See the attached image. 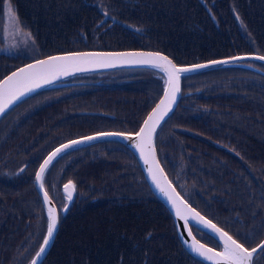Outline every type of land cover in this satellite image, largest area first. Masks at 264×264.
Here are the masks:
<instances>
[{
    "label": "trees",
    "instance_id": "16d2710c",
    "mask_svg": "<svg viewBox=\"0 0 264 264\" xmlns=\"http://www.w3.org/2000/svg\"><path fill=\"white\" fill-rule=\"evenodd\" d=\"M5 1L6 0H0V11L3 10ZM9 1L10 3L15 1L18 14L22 15L25 20L33 17L31 26L24 28L32 33L35 40L39 42L42 52L45 55L79 50L78 48L81 46L95 47V49H85L90 51L154 49L168 55L176 64L185 66L198 64V62L223 59L228 56L233 57V55L239 56L243 53L249 54L250 51L253 50V47L264 48V0H200L198 2L196 0H140L142 1L141 3H135L138 0H90L91 4L95 3L97 10H93L90 13L91 15L86 19L87 24L70 26V23L73 21V16L70 13L68 18L62 19V23L65 24L63 29H65L66 32L73 31L68 34L66 39L58 42L52 40L48 36L45 37V35H42L38 31V24H46L44 21L46 19L43 16L49 17L50 11L48 9L51 7L48 8V6H54L65 2L71 5L73 15L77 16L76 12L78 5L82 0ZM125 3L135 4L126 14H124L123 8L124 10H128L129 7H123ZM197 3H200V5ZM238 4L240 6L248 5L251 15L249 17L243 15ZM43 8L47 9V11L43 12ZM203 10H206L208 14L209 18L207 20H202L200 17H197V13ZM78 12L80 13V11ZM235 14H237V17ZM121 15L123 16L119 19ZM25 20L21 19V22ZM63 29H58L56 33H52L56 36ZM139 34L143 35V39L137 38ZM91 37L92 41L90 40ZM261 55H264V53L262 52ZM259 63L262 64L261 62ZM24 64L25 63L21 66ZM6 66V63L0 64V79L1 73L6 70ZM21 66L14 68L12 71ZM223 70L234 72L214 75L212 73L216 70L200 72L185 78L183 80V89H186L187 82L195 75H199L195 87L198 84L201 85L202 90H199L200 94H204L203 86L207 82L212 80H225L226 77L235 75L232 81L235 82L238 87L244 88L247 91L246 95L251 97L255 96L256 98L264 100L263 85L258 84L256 80L255 83L252 84L239 77L240 73L248 72L247 70L238 68H227ZM235 72L238 73V75ZM251 72L255 79L258 78L257 81L264 82L263 75L254 71H250V73ZM145 73L146 74L139 77H135L128 85L121 87L127 89L125 97L121 100V103L118 104L117 110L129 126L135 127L139 125L138 120L141 107L144 108L145 106L144 109H146L150 103L155 102L150 99V94L157 92L154 87L156 83H160L161 76L152 71H146ZM214 76L215 78L211 79ZM190 94L191 91L182 92V95ZM99 95L100 92L97 86H94L90 91L79 92L76 95L66 96L56 100L53 99L47 113L43 116V124L39 126V131L37 133L33 132V135L29 137L26 142L23 140V137L26 136H11L12 140H16V146L12 149L8 147V152L13 154L7 155L5 160L1 163L2 170L0 176L3 185L10 186V184L15 183V187L9 191L12 201L9 213L10 217L29 224H32L35 219L41 218L45 226L47 217L44 214L41 198L35 189V172L41 160L46 156V153L49 152L47 149L60 138L69 139L76 135L83 134L82 132L92 131L81 130L87 129L90 126L88 120L89 114L93 115V119L96 120L98 109L94 110V114H91V112L97 104ZM112 99L115 101L117 100L116 98ZM220 100L215 97L214 100L205 103L206 106L210 108V111L207 112L201 109L199 125L188 126L185 124V121H187L188 117H190L198 107L189 106L188 109L184 108L187 102L186 99L182 97L177 109L164 125L162 136L165 142H160L159 138H156L159 158L165 159L166 162L168 160L174 161V163L183 157L189 158L191 165L185 168L187 172L182 175L184 181L190 179L192 174H199L198 176H200L203 164H205L201 162V159L205 156L207 158L213 157V152L201 156L203 151L214 144L212 140L204 138L215 134L224 127L223 121L225 117H231L233 113L237 112L242 106L240 102L232 99ZM102 106L109 107L107 100H103V102L98 105V108ZM41 108L33 113H39ZM260 114L264 115V107H261ZM6 117L3 121L6 120ZM24 122L29 130L33 128L31 124V115ZM236 127H241L243 130L244 126ZM56 135H63V137H58ZM200 140H203V142L207 143L209 146L207 147L205 145V147H203L199 142ZM17 144H19V146H17ZM216 146L217 148L215 150H218L219 147L218 145ZM108 149L111 150L112 148ZM238 149L240 150H237V152H239L241 156L242 149ZM112 151L122 152L123 150L114 149ZM256 151H259L258 161L263 162L262 166H249L248 172L244 174L246 176L241 175L236 180L238 188L235 189V186L233 187V190H235V192L237 191L236 194L232 192L233 194L230 196L229 200L223 199L225 197L222 198L221 195H219V199L213 204L214 206L212 205L213 207L208 209L209 212L203 213L199 207L203 204L202 200H200L203 197L197 196L193 190L187 191L201 204L196 202L193 203L192 206L226 231L230 229L232 217L235 218L240 215H246L245 218L247 220L251 217L249 224L243 228L245 232H248L254 223L264 219V195H262L264 194V158L261 157V153L264 152V138L259 141L257 139L254 140L251 153ZM119 156L118 154L115 155L117 159L112 171L111 190L104 199L102 195L97 194L91 200L92 204H98L97 209L102 216L100 218L105 219V222H96V231L93 233L92 240L89 239L87 234L83 235L88 248L86 252L82 254L83 262L81 264H120L121 262L124 264H133L129 244L121 242L120 240L118 244L115 242V235L118 233L124 237V239L128 238L135 228H141L143 226L140 220L144 218L141 217L148 213L142 211L130 201L133 194H135V183L125 188H120L118 185L119 181L123 178L127 179L131 175L136 178L137 172L140 174L139 169L141 167L138 161L136 158H132L136 163L134 165L129 158ZM229 156L232 157V154ZM87 159V156L74 158V160L66 166L65 176L75 173L78 179H81L83 173L82 163L83 161L85 162V167ZM23 169L26 171V174L23 175L24 178L19 179L18 182L14 181L22 176L23 172L20 171ZM49 176L50 174L48 177ZM4 178L10 181L5 183L6 181L3 180ZM199 182L201 185L205 186V188H209V182L206 178L202 177ZM219 182L220 180L217 183ZM172 183L179 192H182L184 185H181V188H179L177 183ZM60 185H62V183H60ZM46 187L51 189L52 185H46ZM199 189L200 191H204L203 196L212 202L214 198H212L210 191L202 190V188ZM226 190L230 189L228 187L224 189L223 186L221 192H225ZM238 190H240L241 193ZM229 194H231V191H229L227 196ZM31 198H34L35 201H32ZM256 198L259 199V201L256 203V208L252 213L253 207L250 209L249 207L251 204H254L253 202ZM223 201L225 205L223 204L220 211H216V207H220ZM76 205L78 206L77 201ZM80 208L81 206L79 209ZM138 213L142 214L139 216ZM109 217L111 218L110 221ZM98 218L99 217H96V219ZM67 219L65 215L61 217V224L63 225L53 247H55L61 237ZM84 220V218L76 220V217H74L72 221L69 220V225H67L64 235L72 239L74 227L76 232L80 233L79 237H81L82 229H80V224ZM155 225L156 224H154V226ZM148 231L154 233L152 228L148 229ZM174 234L177 239L176 247L181 248L183 245L178 240L175 231ZM233 235L240 243H243L245 247L249 248L255 247L261 241L259 239L258 242L252 245L251 243L241 241V238L235 233H233ZM86 237L88 238L86 239ZM261 238H264V233L261 234ZM209 241L215 243L211 238H209ZM133 245L137 247L135 242ZM68 249H71V247L69 246ZM181 252L188 254L185 249H182ZM188 256L197 264H205L196 260L189 254ZM261 256L262 255H260V257ZM169 258L173 260L174 264H179L177 255H171ZM167 259L168 258L165 260ZM70 263L71 261L68 260V257L64 260H60L58 256L55 254L53 256L51 252V255L44 264Z\"/></svg>",
    "mask_w": 264,
    "mask_h": 264
},
{
    "label": "rangeland",
    "instance_id": "374dc122",
    "mask_svg": "<svg viewBox=\"0 0 264 264\" xmlns=\"http://www.w3.org/2000/svg\"><path fill=\"white\" fill-rule=\"evenodd\" d=\"M196 1L198 2L200 0ZM141 2L142 1L138 0L135 3ZM9 3L10 1L6 0L3 6V10L0 11V64H7L6 70L4 72L2 71L3 73H1V78L5 77L7 74L12 72L14 68L21 66L25 62L43 58L44 56H46L45 54H39L41 53V49L37 41L33 37L32 33L28 29L24 28L31 26V24L33 23V17L25 20L22 15H19L14 1L11 2V6L16 19H10L7 12V5ZM197 4L200 5V3ZM134 5L135 4L125 3L123 7L128 6L129 9L124 10L123 8L124 14H126L131 8H133ZM238 6L243 15L247 17L251 15L248 5L240 6L238 4ZM45 8L42 9L43 12L47 11V9ZM48 8H50L48 9L50 11L49 17L43 16L46 19L44 20L46 24H38V31L42 35H45V37L48 36L52 40L57 42L66 39L68 37V34L73 31L72 30L66 32L65 29H63V27H65V24L62 23L63 18H68L71 13L73 16V21L72 23H70V26L86 25V19L89 18V16L91 15L90 13L93 10H97L95 3L91 4L90 0H82L78 5L77 12L73 10L77 13V16L73 15L71 11V5L65 2L56 4L54 6H48ZM78 11H80V13ZM236 15L237 14H235V16ZM122 16L123 15H121L119 19ZM197 17H200L202 20H207L209 18L206 10L197 13ZM21 19H24L25 21L20 22ZM108 20L111 21L110 19ZM58 29L63 30L56 36L53 35L52 32L56 33ZM29 33L30 36L28 35ZM142 37L143 35L141 34L137 36L138 39H143ZM90 40L92 41V37L90 38ZM78 49H95V47L81 46ZM262 52L264 53V48L253 47V50L250 51L249 54L261 55ZM249 54L243 53L242 56ZM38 55L41 56L37 57ZM204 62H198V64ZM252 71L264 74V65L260 63H252ZM230 72L234 71H225L223 69H218L212 74H227ZM111 74H115V72ZM143 74L146 73L144 72ZM236 74L238 75V73ZM141 75H135V77H139ZM234 76L226 77V79L221 78L225 80H212L210 82H207L203 86L204 94H200L199 90H202L201 85L198 84L195 87L199 75H195L194 77H191V79L187 82L186 89H183V91H191L190 95H181L183 98L186 99L187 102L184 108L188 109L189 106L198 107L196 111L192 113L190 117H188L187 121H185V124L188 126L199 125L201 119L200 110L203 109L207 112L210 111V108L207 107L205 103H209L210 101L214 100L215 97L219 100L232 99L242 104L239 110L237 112H234L231 117H225L223 121L224 127H222L215 134L206 136L204 138L212 140L214 144L211 145L205 151H203L201 156L204 154H211L213 152V157L207 158L205 156L203 159H201V162L205 163L203 164L201 175L198 176L199 174H192V177L190 179L184 181L182 175L183 173L187 172L185 168L191 165L189 158L183 157L182 159L177 160L175 163L174 161L169 160L167 161V163L165 159L161 158L162 164L165 166L166 172L172 182L177 183L179 188H181V185H184V189L182 191L186 192L189 190H193L197 196L203 197L202 199H200L203 202L202 205L196 198L190 195V198L188 199L192 203L198 202L201 205L199 207L201 208L203 213L209 212L208 209L214 206L213 204L215 201H217V199H219V195H221L222 198L225 197L223 199L229 200L230 196L235 192V190H233V187L235 186V189L238 188L236 180L239 178V176H246L244 174L248 172L249 166L261 167L263 163L262 161H258L259 151L251 153V148L255 139L259 141L264 138V115L260 114L261 107H264V100H262L261 98H256L255 96L251 97L249 95H246L247 91L244 88L238 87V85L232 81ZM239 77L245 81L251 82L252 84H254L256 80L258 84L264 86V82L257 81L258 78L255 79L252 72L250 73V71L240 73ZM214 78L215 76L211 79ZM95 80L106 82L112 81V84L104 85L98 82H91L90 84H87L88 86L84 87L66 89L65 86H55L45 91L41 90L32 97L26 99V101H24L20 106H16V109L13 108V111H8L6 117V126L10 127L12 125L13 127L11 129V133L15 136H20L26 131L27 128L26 123L24 121L31 115V124L33 128L26 132V137H24V140H27L33 135V132L37 133L39 131V126L43 124V116L47 113L51 105V101L53 99L76 95L79 92L82 93L90 91L96 85L100 92V95L97 104L95 105L91 114H94V110L98 109L96 113L97 118L96 120H94L93 115L89 114L88 120L90 126L87 129L81 131L92 130L91 132H89L92 133L98 130L109 129L107 125H105V123L110 122L113 119L118 120L115 116L111 114V112L117 111L118 104H120L121 100L125 97V92L127 89L121 87L128 85L129 82H124L122 79H102L101 74L97 75ZM160 83H156V85L154 84V89L157 92H153L150 94V99L154 101L160 99L163 93V80H161ZM112 98H116L117 100L115 101ZM103 100H107L109 105L108 109H110V113L106 110H104V112L101 111L102 108L107 106H102L98 108V105H100ZM39 108H41L39 113H33L34 111L39 110ZM144 108L141 107L142 111ZM119 117L123 118L121 114H119ZM141 119V112H139V125ZM119 123L120 126L116 128L124 126L132 127L129 126V124L124 120H121V122ZM139 125L135 126L134 131H136ZM236 126L244 127L242 130L241 127ZM163 131L164 130H162L157 136L160 142L164 141L162 136ZM56 136L63 137V135ZM72 139L75 138H70L69 140ZM10 140V148H15L16 140L12 141V138ZM203 140L199 141L201 145L203 147H205V145L208 147L209 145L207 143H204ZM60 141L62 140H58V142ZM216 145H218L219 147L218 150H215L217 148ZM1 148L5 153L8 152L7 142L2 144ZM50 148L51 146L47 150L49 151ZM238 148L242 149L241 156L239 155V152H237V150H240ZM81 149H84L85 153H87L84 156L88 157L85 167V162L83 161L82 163L83 173L81 175V179H78L75 173H72L68 176L64 175L61 169L64 168L67 163L64 159H62L60 160L58 167L49 168L47 175L50 174V176L47 177L46 180V183L48 185H52L51 189L46 187L49 197L51 201H54V203L56 204H58V201H62V205L67 203L66 194L64 191L61 190L62 186H59L58 183H62L63 185V182L65 181H72L76 185L73 200L71 204H69L68 211L65 213V216L68 219L65 221L63 233L59 238L58 242L56 243L55 247H53V250L51 251L53 256L55 254L59 257L60 260H64L68 257V260L71 261L70 264H81L83 262L82 254L83 252H86L88 248L87 242L84 240L83 235L87 234L89 239L92 240L93 233L96 231V222H105V219L100 218L102 216L97 209L98 204H92L91 200L99 191H102V197L104 199L111 190L112 171L114 163L117 159L115 155L118 154L120 155L119 157H127L131 162L134 163V165L136 164L135 160L132 159L135 157L131 153V150L128 145H126V147L124 146L121 148V150H123L122 152L112 151L114 149L104 150L96 144L80 146L74 149L73 151H79ZM69 151L71 152L72 150ZM231 154L232 157L229 156ZM261 157L264 158V152L261 153ZM139 171L140 174H138L137 172L136 178H134L133 175L129 176V178L127 179L123 178L121 181H119L118 185L120 188H125L130 184L135 183V194H133L130 201L142 211L148 214H145L146 216L143 215L141 217L144 218L140 220L143 226L141 228H135L128 238L124 239V237L116 233L115 242L118 243V241L120 240L121 242L129 244L133 264H174L173 260L169 258L171 255H177L179 264H197L193 259L188 256L187 253L181 252L182 249H184L183 246H181V248L176 247L177 239L174 234V231L177 236L178 232L175 217L169 206L167 204H164L165 202L162 203L161 199H159L158 196L156 198V196L152 193V190L147 182L146 177L144 176V174H142L141 168L139 169ZM20 172H23L22 176L26 174V171H24V169ZM202 177L208 180L209 188H205V186L200 184L199 180ZM219 180L220 182L217 183ZM0 181V264H27L29 263L31 256L33 257V255L35 254V250L39 247V245H42L41 241L46 234L44 222H42V225H40L38 221L39 219H35L32 224H29L23 223L22 221L10 217L9 213L12 206V201L11 193L9 191L13 187H15V183H12L10 184V186H8L3 185L2 180ZM67 183L68 182H66V184ZM223 186L224 189L228 187L230 190L221 192ZM199 188H202V190L210 191L212 198H214L212 202H210L208 198L203 196L204 191H200ZM229 191H231V194L227 196ZM238 191L241 193L240 190ZM236 192L234 194H236ZM31 200L35 201L34 198H31ZM76 201L78 202V206L76 205ZM258 201L259 199L256 198L253 202L254 204L250 205L249 209L253 207L252 213L254 212L257 205L256 203ZM223 204L225 205L224 201L220 207H216V211H220ZM80 206L81 208L79 209ZM141 214L142 213H138L139 216ZM60 215L63 216L62 211ZM74 217H76V220L81 218L85 219L80 224V229H82V236L79 237L80 233H77L76 229L73 227V237L72 239H69L67 235H64V231H66V227L67 225H69V220H74ZM96 217L99 218L96 219ZM245 217L246 215H240L235 218L232 217L229 232H233L238 235L241 238V241L245 243H251L253 245L258 242L259 239L262 240L261 234L264 233V219H261L257 223H254L250 227L251 229H249L248 232H245L243 228L247 224H249L251 219L250 217L247 220ZM110 220L111 218L109 217V221ZM154 224H156V227L154 226ZM192 227L195 237L201 242H206L204 239V233L199 231V229L196 228L194 225H192ZM150 228L153 229L154 233L148 231V229ZM88 237H86V239ZM246 237H254V239L246 240ZM134 242L136 243L137 247H134ZM69 246L71 247V249H68ZM51 252L41 264H44L46 262L47 258L51 255ZM261 257L263 258L262 262L260 261ZM261 257L256 258L254 264H264V255H262ZM166 258L168 259L165 260ZM120 264L124 263L121 262Z\"/></svg>",
    "mask_w": 264,
    "mask_h": 264
},
{
    "label": "snow or ice",
    "instance_id": "6c2138e0",
    "mask_svg": "<svg viewBox=\"0 0 264 264\" xmlns=\"http://www.w3.org/2000/svg\"><path fill=\"white\" fill-rule=\"evenodd\" d=\"M9 18L15 20V14L11 3L7 5ZM18 23V21H17ZM30 36V33L28 34ZM258 60H264V56L254 57ZM239 59V58H236ZM116 63H132L138 65H146L155 69H159L165 74L166 87L163 91V99L153 109L147 119L143 121V126L135 135H126L124 138L131 141V146L139 150L140 157L144 164L147 165V171L151 177L152 183L167 198L175 210L177 218L184 221V226L188 228V235H191V228L188 227L189 218L195 220L198 224L202 223L204 227L209 228L218 235L222 241V251H213L212 248H205L204 245L194 242L189 247L199 256L212 261L213 264H253L254 257L264 255L260 250L264 249V241L255 247H245L228 232L217 227L216 224L205 218L194 209L190 208L179 194L172 187L171 183L164 176L163 170L160 168L156 159L154 137L156 130L161 121L172 111V106L176 103L177 94L180 92L181 74L193 71L192 68L178 67L167 56L155 52H119V53H100V52H82L66 56H51L48 59L38 60L36 63L28 64L26 67L20 68L13 72L10 76L0 82V115H2L16 101L43 87L51 84L60 76L70 75L74 72L86 71L89 66L113 67ZM213 63H228V61H213ZM207 65H197L196 68H204ZM101 136H119L121 133H101ZM88 141L97 139V137L89 136L85 138ZM82 140H73L70 144H64L55 149L43 161L39 168V172L35 176V181L40 189H44V176L46 170L52 164L53 160L63 151L83 143ZM76 185L69 181L64 185L67 204H63L61 211H68V204H71ZM43 200L46 204H51V199L47 191H44ZM59 217L57 211L53 207L47 209V227L46 237L42 240V245L36 253V259L31 264H38L46 248L49 246L50 240L57 229ZM254 239V237H246V240Z\"/></svg>",
    "mask_w": 264,
    "mask_h": 264
},
{
    "label": "water",
    "instance_id": "95a60500",
    "mask_svg": "<svg viewBox=\"0 0 264 264\" xmlns=\"http://www.w3.org/2000/svg\"><path fill=\"white\" fill-rule=\"evenodd\" d=\"M82 52H96V51H90V50H77V51H71V52H63V53H57V54H53V55H49V56H46V57H43V58H41V59H38V60H44V59H48L49 57H51V56H66V55H72V54H75V53H82ZM119 52H155V53H160L161 55H165V56H167L175 65H177L178 67H186V68H192V69H194L193 71H190V72H196V71H198V70H204L205 68H209V67H212V66H215V65H217V64H219V63H213V61H228V63H226V65H233V63H231V61H233V60H247V59H249V60H255V61H261V63L262 64H264V60H258V59H255L254 57H256V56H261V55H255V54H249V55H243V56H237V57H234V58H224V59H219V60H210V61H207V62H204V63H199V64H196V65H189V66H181V65H178V64H176L174 61H173V59L172 58H170L168 55H166V54H164L163 52H161V51H157V50H146V49H131V50H115V51H102V52H100V53H119ZM236 58H239V59H236ZM38 60H34V61H31V62H29V63H27V64H25L24 66H22V67H26L28 64H32V63H36ZM225 64V63H224ZM197 65H207V67H204V68H196V66ZM236 65V64H235ZM234 66V65H233ZM21 67V68H22ZM134 67H150V66H146V65H138V64H132V63H116L115 64V66H113V67H99V66H89L88 67V70H86V71H80V72H74V73H72V74H70V75H66V76H60L59 77V79H56V80H54L51 84H46V85H44L43 87H41V88H39V89H36L35 91H33V92H31V93H28L27 95H25L24 97H22L21 99H19L18 101H16L14 104H12L2 115H0V118L8 111V110H10L11 108H13L14 106H16L17 104H19V103H21V102H23V101H25L26 99H28V98H30L31 96H33V95H35L36 93H38L39 91H41V90H47V89H50V88H53L54 86H57V85H61L63 82V80H65V79H68V78H71L73 75H75V74H77V73H84V72H94V71H110V70H118V69H125V68H134ZM244 67H246V68H252V64H248L247 63V65L246 66H244ZM20 69V68H19ZM19 69H16V70H14V71H12V72H10L8 75H6L0 82H2L4 79H6L8 76H10L13 72H15V71H18ZM190 72H187V73H190ZM187 73H182L181 74V76L182 75H185V74H187ZM164 74V73H163ZM164 76H165V74H164ZM165 80H166V77H165ZM180 98H181V92H179L178 94H177V98H176V103L172 106V111L171 112H169L168 113V115L164 118V120L167 118V117H169L173 112H174V110L176 109V107H177V105H178V103H179V101H180ZM161 99H163V96H162V98ZM160 99V100H161ZM160 100L158 101V103H156V105L157 104H159V102H160ZM156 105L152 108V110L150 111V113L149 114H151V112L153 111V109L156 107ZM148 114V115H149ZM145 119H147V117L145 118ZM163 120V121H164ZM163 121H161V123L163 122ZM121 134H123V135H119V136H101L100 134H97V135H93L94 137H97V139H94V140H98V139H104V138H107V139H110V138H114V139H120V140H123L124 142H126L130 147H131V149L137 154V156H138V159L140 160V162L142 163V167H143V172H144V174H145V177L147 178V181H148V183H149V185H150V187L152 188V190L156 193V194H158V196L165 202V204H167L168 206H169V208L171 209V211H172V213H173V215H174V217H175V220H176V223H177V232H178V237H179V240H180V242L182 243V245L185 247V249H186V251L192 256V257H194V258H196L197 260H199V261H201V262H203V263H205V264H213V262L212 261H209V260H207V259H205V258H203V257H201V256H199L197 253H195L190 247H189V245H192L194 242H198L199 244H202V245H204V247L205 248H212L213 249V251H219V250H217V249H215V248H213V247H211V246H209V245H206V244H204L203 242H201V241H199L196 237H195V235L193 234V232H192V225H194L195 227H197V228H199V229H201V231H203V232H205L206 234H208V235H210L211 237H213L217 242H219L220 243V246H221V250L220 251H222V241H220V239H219V237H218V235L217 234H215L214 232H212V230L211 229H209V228H206V227H204L203 226V224L202 223H197L195 220H192L191 218H189V222H188V227L189 228H191V235H188V228H186L185 226H184V221L183 220H181V219H179V218H177L176 217V215H175V210L172 208V206H171V203L167 200V198L156 188V186L152 183V180H151V177L149 176V174H148V171H147V165H145L144 164V161H143V159L140 157V154H139V150H137V149H135L133 146H131V141H129V140H127V139H125L124 137L126 136V135H129V134H125V133H121ZM131 135H135V134H131ZM86 137H83V138H79V139H76V140H82V141H84L83 143H90V142H92V141H94V140H91V141H88V140H86L85 139ZM155 138V137H154ZM71 142H69V143H65V144H70ZM64 145V144H63ZM62 146V145H61ZM60 146V147H61ZM73 146H75V145H73ZM72 146V147H73ZM154 147H155V144H154ZM59 148V147H58ZM55 151V150H54ZM53 152V151H52ZM51 152V153H52ZM50 153V154H51ZM155 153H156V151H155ZM47 159V158H46ZM156 159L158 160V162H159V159H158V157H157V155H156ZM159 165H160V168L163 170V168H162V166H161V164H160V162H159ZM39 172V171H38ZM163 174H164V176H166V174H165V172H164V170H163ZM167 177V176H166ZM167 180L170 182V180L168 179V177H167ZM171 183V182H170ZM171 185H172V187L174 188V186H173V184L171 183ZM37 189H38V191L40 192V194H41V196H42V198H43V194H44V189H40L39 187H38V183H37ZM175 189V188H174ZM176 190V189H175ZM176 192L179 194V196H180V198L181 199H183L182 198V196L180 195V193L176 190ZM184 200V202L185 203H187L188 204V206L191 208V204H189L185 199H183ZM44 204H45V206H46V208L48 209L49 207H51V204H46L45 202H44ZM47 209H46V213H47ZM204 217V216H203ZM205 218V217H204ZM205 220H207L206 218H205ZM212 223H214V224H216L214 221H211ZM192 224V225H191ZM57 232H58V225H57V229H56V231H55V233H54V235H53V238L50 240V242H49V246L46 248V251H45V253L43 254V256H42V258L40 259V260H38V264H41L42 263V261L44 260V258H45V256L47 255V253H48V251L50 250V248H51V246H52V244H53V240L55 239V237H56V235H57ZM229 234V233H228ZM230 235V234H229ZM39 251V249L35 252V254H34V256H33V258H32V260L33 259H36V253ZM31 260V261H32ZM31 261L28 263V264H31Z\"/></svg>",
    "mask_w": 264,
    "mask_h": 264
},
{
    "label": "flooded vegetation",
    "instance_id": "af4514ba",
    "mask_svg": "<svg viewBox=\"0 0 264 264\" xmlns=\"http://www.w3.org/2000/svg\"><path fill=\"white\" fill-rule=\"evenodd\" d=\"M20 22H21V20H20ZM38 43V45H39V47H40V49H41V46H40V44H39V42H37ZM34 46H35V43H34ZM41 53H39V54H43V52H42V49H41V51H40ZM39 56H41V55H38L37 57H39ZM96 86V85H95ZM62 98V97H61ZM60 99V98H59ZM56 100V99H55ZM16 109V108H15ZM13 111V110H12ZM3 120H4V118H3ZM2 120V121H3ZM0 122V176H1V170H2V168H1V163L5 160V158H6V156L7 155H11V154H13V153H11V152H8V153H4L3 152V150H1L2 148H1V145L2 144H4L5 142H7V145H8V147L10 148V143H11V136L13 135L12 133H11V127H12V125L9 127V126H6L7 124H6V120L5 121H3V122ZM120 130H122V131H129V128H124V127H120ZM29 131V128H26V131L22 134L23 136H25V134H26V132H28ZM83 133V132H82ZM23 140H24V137H23ZM59 140H63V141H66V140H64V139H62V138H60ZM10 141V142H9ZM13 141V140H12ZM25 142H26V140H24ZM58 142V141H57ZM59 143V142H58ZM60 143H62V142H60ZM23 144V143H22ZM53 144V143H52ZM95 145V144H94ZM96 145H98V146H100L101 148H103V149H108V148H112V149H118V148H121V146H122V144H119V143H98V144H96ZM17 146H19V144H17ZM72 153H76L78 156H82V155H86L87 153H85V151H84V149H81V150H77V151H65L63 154H61L60 156H59V158L58 159H56V160H54L53 161V163L51 164L52 166L50 167V168H55V167H58L59 165V162H60V160H62V159H64L65 161H67L69 164L74 160V158L73 157H71V154ZM15 158V157H14ZM59 160V161H58ZM67 163V165H69ZM66 165V166H67ZM66 166L64 167V168H62L61 170L63 171V173H64V175L66 174L65 173V169H66ZM49 170V169H48ZM48 170H47V172L45 173V176H44V180H45V183H46V179H47V177H48V175H47V173H48ZM57 170V169H56ZM55 170V171H56ZM47 175V176H46ZM55 175V174H54ZM35 177V176H34ZM22 178H24L23 176H21V177H19V178H17V179H15L14 181H17L18 182V180L19 179H22ZM3 180H5L6 182L5 183H8L7 181H10V180H7L6 178H4ZM66 182H69V181H65V182H63V184H66ZM47 184V183H46ZM59 184V186H62V185H60V183H58ZM48 185V184H47ZM61 190L63 191V188H61ZM97 194H100V195H102V191H99ZM96 194V195H97ZM42 201V200H41ZM55 205H56V207H57V209H58V212L59 213H61V210H60V208H61V206H62V201H58V204H56L55 203ZM39 223H40V225H42V221H41V218H39ZM63 225V224H62Z\"/></svg>",
    "mask_w": 264,
    "mask_h": 264
},
{
    "label": "bare ground",
    "instance_id": "6f19581e",
    "mask_svg": "<svg viewBox=\"0 0 264 264\" xmlns=\"http://www.w3.org/2000/svg\"><path fill=\"white\" fill-rule=\"evenodd\" d=\"M96 52H102V51H96ZM239 56H242V55H239ZM238 56V57H239ZM234 57H237V56H233V57H231V58H234ZM224 59V58H223ZM219 60V59H218ZM231 63H233V65H226V64H224V63H219V64H217V65H215V66H212V67H209V68H206V69H204V70H202V71H199V72H194V73H187V74H185L184 76L182 75L181 76V80H180V92H181V95H182V92H183V80L185 79V78H187V77H190V76H192V75H194V74H197V73H200V72H205V71H209V70H217V69H227V68H238V69H244V70H246L247 68L246 67H244V66H246L247 65V62H240V61H238V60H233V61H231ZM236 64V65H235ZM193 65H196V64H193ZM24 66V65H23ZM185 66H189V65H185ZM22 67V66H21ZM21 67H19V68H21ZM19 68H17V69H19ZM16 70V69H15ZM149 71H151V70H149ZM102 71H94V72H84V73H77V74H75V75H73L72 77L73 78H76V79H81V80H84V79H88V78H91V77H94V76H97V75H99L100 73H101ZM152 72H155V71H152ZM155 73H157V72H155ZM256 73H258V74H260V75H263L264 76V74H261L260 72H256ZM157 74H159V73H157ZM160 75V74H159ZM161 76V75H160ZM182 83V84H181ZM164 89H165V87H164ZM164 89H163V91H164ZM162 96H163V93H162V95H161V97H160V99L162 98ZM159 99V100H160ZM15 109V108H14ZM7 116V114L6 115H3L1 118H0V122L3 120V118H5ZM157 138V137H156ZM154 144H155V151H156V155H157V157H158V153H157V147H156V139H155V141H154ZM159 158V157H158ZM136 160L138 161V163H139V165H140V167L142 168V163L140 162V160H138L137 158H136ZM36 176V175H35ZM173 184V183H172ZM34 185H35V189H36V191H37V182L34 180ZM173 186H174V188L177 190V188L175 187V185L173 184ZM178 191V190H177ZM38 192V191H37ZM179 192V191H178ZM152 193L156 196V198H157V196H158V194H156L154 191H152ZM67 204V203H66ZM43 207H44V214H46V206H45V204H43ZM51 207H53L56 211H57V213H59L58 212V209H57V207H56V205H55V203L54 204H52L51 205ZM68 207H69V204H68ZM191 208L192 209H194L195 211H197V212H199L197 209H195L193 206H191ZM63 213V215H65V213L66 212H62ZM200 213V212H199ZM201 214V213H200ZM202 216H204L203 214H201ZM205 217V216H204ZM207 220H210V219H208L207 217H205ZM211 221V220H210ZM216 226L217 227H219V228H221L220 226H218L217 224H216ZM223 231H226V230H224L223 228H221ZM227 232V231H226ZM56 238H57V236L55 237V239L53 240V244H52V246H51V248H50V250L48 251V253H47V255L45 256V258L49 255V253H50V251H51V249H52V247H53V245H54V243H55V240H56ZM262 241H264V238L259 242V243H261ZM258 243V244H259ZM257 244V245H258ZM256 245V246H257ZM261 252H264V249H262V250H260ZM44 258V259H45ZM44 261V260H43ZM42 261V262H43Z\"/></svg>",
    "mask_w": 264,
    "mask_h": 264
},
{
    "label": "crops",
    "instance_id": "0c3cea01",
    "mask_svg": "<svg viewBox=\"0 0 264 264\" xmlns=\"http://www.w3.org/2000/svg\"><path fill=\"white\" fill-rule=\"evenodd\" d=\"M44 57H46V56H44ZM28 128V127H27Z\"/></svg>",
    "mask_w": 264,
    "mask_h": 264
}]
</instances>
